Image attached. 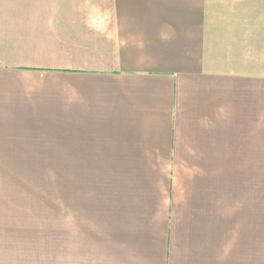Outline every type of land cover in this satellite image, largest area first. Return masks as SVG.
<instances>
[{
    "label": "crops",
    "instance_id": "0c3cea01",
    "mask_svg": "<svg viewBox=\"0 0 264 264\" xmlns=\"http://www.w3.org/2000/svg\"><path fill=\"white\" fill-rule=\"evenodd\" d=\"M0 264H264V0H0Z\"/></svg>",
    "mask_w": 264,
    "mask_h": 264
},
{
    "label": "rangeland",
    "instance_id": "374dc122",
    "mask_svg": "<svg viewBox=\"0 0 264 264\" xmlns=\"http://www.w3.org/2000/svg\"><path fill=\"white\" fill-rule=\"evenodd\" d=\"M16 159V158H15ZM67 165L62 163L63 158H58L56 164L50 159V157L39 158L40 168H47V170L59 171V180H83V181H102V168H87L86 160L90 161V158H65ZM13 160V159H12ZM34 164V160H33ZM12 167V166H11ZM13 168V167H12ZM56 172V173H57ZM56 173H44L48 175L52 180H57L54 175ZM46 179V178H45ZM55 204L45 203L44 211H51L55 206H67L68 211H74V205L69 204L68 200L63 195H56L52 198ZM50 202L49 199H44Z\"/></svg>",
    "mask_w": 264,
    "mask_h": 264
}]
</instances>
